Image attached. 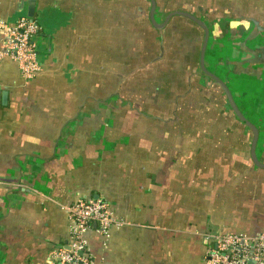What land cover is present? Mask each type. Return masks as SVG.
I'll use <instances>...</instances> for the list:
<instances>
[{
	"label": "crops",
	"instance_id": "1",
	"mask_svg": "<svg viewBox=\"0 0 264 264\" xmlns=\"http://www.w3.org/2000/svg\"><path fill=\"white\" fill-rule=\"evenodd\" d=\"M249 1L215 10L205 66L257 127L264 163V0ZM124 2L33 0L41 71L23 81L0 61V264H48L69 234L64 208L88 198L124 222L107 240L94 227L84 235L97 264H207V234L264 236V171L249 160L248 133L166 122L168 87L141 91L164 85L158 35L156 52L112 37ZM28 7L0 0V24ZM248 21L255 28L242 30Z\"/></svg>",
	"mask_w": 264,
	"mask_h": 264
},
{
	"label": "flooded vegetation",
	"instance_id": "2",
	"mask_svg": "<svg viewBox=\"0 0 264 264\" xmlns=\"http://www.w3.org/2000/svg\"><path fill=\"white\" fill-rule=\"evenodd\" d=\"M124 1L126 4L129 1L130 5L119 4L112 13L115 14V21L111 24L114 26L112 37L122 46H126L131 41H134V43L140 41L144 45L141 44L145 50L152 52H156L161 40L163 52L162 50L160 51L159 59H162V62L159 63L157 71L160 72L159 75H161L160 78L164 82V85L158 89L160 82L159 85L156 84L155 86L152 83V86L148 88L143 86L141 91H143L145 96L148 89H151L154 93L159 92L160 95L161 90L168 87L166 97L169 94L170 97L168 99L165 98L163 101L164 107L162 106V110H164L163 116L167 118L166 122H177V126H181L182 129L187 130L191 129V126L194 125L197 128L209 126L212 128H226L228 125L233 134L235 132L241 134L243 126L236 120H233L221 91L217 87L209 85V82L208 84H200L202 80L196 75V72H200L198 57L203 39L202 29L185 18L175 16L161 30L157 31L153 29L148 19L150 8L148 1ZM251 2L249 0H161V2L155 0L154 17L155 20L158 18V23L160 24L163 22L165 16L172 11L191 14L207 25L210 38V36L214 37L215 35V24L210 22L214 12H216L215 10H221L222 7L226 6V8L230 7L226 9L227 11H234L233 8L241 6L243 3L248 5ZM159 16H163L161 20H159ZM139 22L146 24L141 26ZM248 25L250 27H247L245 24H240L239 26H241L242 30H246L247 28L252 29L251 25L255 28V23L253 24L248 21ZM144 26L148 27V32ZM151 32L158 35L159 43L156 44L157 40ZM146 33H148L147 37L145 36ZM121 51H123V48H121ZM206 55L207 51H205L204 61ZM187 74H190L188 83ZM201 75L203 74L201 73ZM185 82L187 83L186 85ZM172 85L174 88H172ZM188 86L190 94L187 97ZM130 92L132 96L136 94L133 89ZM173 95H176V99L178 100H175L174 96L173 102H171ZM241 142L239 145L243 144Z\"/></svg>",
	"mask_w": 264,
	"mask_h": 264
},
{
	"label": "built area",
	"instance_id": "3",
	"mask_svg": "<svg viewBox=\"0 0 264 264\" xmlns=\"http://www.w3.org/2000/svg\"><path fill=\"white\" fill-rule=\"evenodd\" d=\"M0 61H14L23 81L32 80L41 71L36 40L43 34L39 24L22 15L12 24H0ZM70 222L66 243L49 256L48 264H97L87 251L84 235L91 227L105 240L112 228L124 222L116 218L108 203L101 199H80L64 208ZM207 264H264V236L246 234H207L204 237Z\"/></svg>",
	"mask_w": 264,
	"mask_h": 264
},
{
	"label": "water",
	"instance_id": "4",
	"mask_svg": "<svg viewBox=\"0 0 264 264\" xmlns=\"http://www.w3.org/2000/svg\"><path fill=\"white\" fill-rule=\"evenodd\" d=\"M103 1H112V0H103ZM146 1L149 2V6H150L149 12H148V19L153 29L157 31L161 30L167 24V22L172 17H175V16L185 18L191 21L192 23L196 24L199 28L202 29L203 39L200 45L199 57H198L199 58V61H198L199 70L203 74L204 78L209 82V85L215 86L221 91L222 96L225 99V104H227L226 106L229 110V113L237 122H239L243 126V128L248 133V136L250 137L249 142H248V155H249V160L251 164L253 165L254 168L264 171V163H262L259 160V158L257 157V153H256L257 142L259 139V131L257 127L248 118H246L241 112V110L237 107L234 101V98L228 86L226 85V83L222 81L219 77H217L214 73H211L206 69L204 56H205V51H206V47H207V43L209 39L207 25L204 22H202L200 19H198L197 17L191 14L185 13V12H181V11H172L168 13L163 19V22L159 24L155 20V17H154V12L156 8L155 0H146ZM33 14H34L33 0H29V7L27 9V17L32 19ZM5 99H6V94L4 92L2 93V103L3 104L5 102Z\"/></svg>",
	"mask_w": 264,
	"mask_h": 264
},
{
	"label": "rangeland",
	"instance_id": "5",
	"mask_svg": "<svg viewBox=\"0 0 264 264\" xmlns=\"http://www.w3.org/2000/svg\"><path fill=\"white\" fill-rule=\"evenodd\" d=\"M158 1H160V2H161V0H158ZM162 17H163V16H159V20H161V19H162ZM216 25H218L219 27H221V25L223 26V24H220V23H219V24H216ZM222 32H223V31H222ZM198 35H199V34H198Z\"/></svg>",
	"mask_w": 264,
	"mask_h": 264
}]
</instances>
